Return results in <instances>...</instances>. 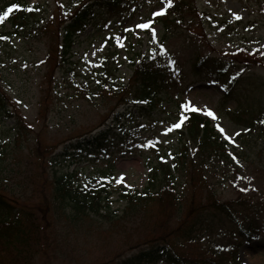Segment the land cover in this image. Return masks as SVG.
I'll use <instances>...</instances> for the list:
<instances>
[{"label":"rangeland","instance_id":"1","mask_svg":"<svg viewBox=\"0 0 264 264\" xmlns=\"http://www.w3.org/2000/svg\"><path fill=\"white\" fill-rule=\"evenodd\" d=\"M13 1L0 0V16ZM84 1L20 0L26 9H32L26 10L29 15L26 30L20 29L17 33L12 21L6 18L0 22V36L10 38L0 40V95L8 109L0 113V154L6 150L0 158L2 167L12 162L13 145L10 143L15 131L16 112L21 113L28 126L20 145L25 153L36 142V137L43 145H57L56 154L64 151L70 143L61 144L63 140L75 137L71 143L77 142L90 133L110 127L112 154L80 155L78 149H71L68 161L56 166L64 171L78 172L81 184L91 178L108 181L112 211L122 215L126 206L123 190L143 191L149 180V165L158 162V151L171 162L172 153L182 147L184 139L179 131L182 125L179 128L171 126L182 121L177 103L190 101L187 109H201L193 111L210 118L221 139L229 143V152H224L225 160L218 162L220 167L212 173L209 183L222 200L236 198L242 192L248 199H253L255 207L250 210L249 234L236 237L238 226L222 218L197 241L178 246V252L189 257V263L216 251L223 255L215 260L226 258V262L220 264H235L236 260L241 264H264V123L260 124L258 120L253 126H243L235 123L230 114L248 106L254 111L264 109V68L246 69L242 65L229 69L230 76L237 82L234 96L225 105L222 101L226 90L220 82L199 80L191 72V63L199 51L211 60L226 59V54L240 48L263 55L264 0H196L200 12L211 15L212 21L204 18L190 21V17L185 22L177 20L168 26L162 21L163 15L153 17V13L162 8L170 12L165 0H132L114 7L107 4L108 0H97V3L90 0L87 4L94 3L96 13L64 61L59 35L68 18ZM149 20L155 21L152 25L156 29L155 37L149 30L136 28L135 32L131 31L135 25ZM126 28L129 31H125ZM116 37L125 38L120 40L123 47L119 46ZM158 45H162L180 66V85L165 86L162 101L150 111L141 110L143 104H139L135 97L131 102L117 104L122 98L119 95L113 97V90H102V79L108 78L113 86L127 85L133 74L131 61L137 59V53H151ZM50 50L52 54L47 59ZM212 64V61L206 62L203 75L210 76L208 69ZM42 103L47 107L45 117L40 115ZM116 105L118 108L111 111ZM207 110L214 116L208 115ZM117 112L126 114L117 120ZM217 125L223 127L232 139L225 138ZM237 132L240 134L234 135ZM149 141L156 143L152 146ZM230 152L237 155L229 158ZM78 157L81 158L79 161H71ZM29 163L32 164L28 168L22 163L28 174L20 176L30 175L35 185H40L46 178L43 165L37 159H30ZM122 175L124 181L117 183ZM175 178L179 189L187 191L182 198L185 204L191 191L188 179L180 172ZM244 188L248 190L241 191ZM152 213L150 211L133 228L129 225L112 228L105 221L99 227L91 226V230L74 231L71 237L68 236L72 243L70 248L74 249L69 253L60 250L61 253L54 255L52 260L39 255L37 264H111L125 258L132 253L129 251L132 245L140 243L143 247L145 240L152 237ZM245 216L241 217L245 219ZM61 222L67 225L63 219ZM65 230L66 227L57 235L61 240L67 236ZM230 242L237 244L234 255L226 254Z\"/></svg>","mask_w":264,"mask_h":264},{"label":"trees","instance_id":"2","mask_svg":"<svg viewBox=\"0 0 264 264\" xmlns=\"http://www.w3.org/2000/svg\"><path fill=\"white\" fill-rule=\"evenodd\" d=\"M88 1L81 3L68 18V23L63 25L59 36L62 40L60 47L64 61L71 53L77 37L86 29L96 13L95 4H87ZM124 1L127 0H109L108 4L121 5ZM13 5H19V7L13 8L6 19L12 21L15 31L20 33V29L26 30L29 15L20 0L9 3L4 12ZM169 8L170 12L165 14L162 20L167 26L177 20L185 22V19L190 17V21L195 19L202 21V18L207 21L213 20L211 15L200 12L196 0H172V6ZM164 49L162 45H158L150 54L137 53L138 60L131 61L133 74L128 84L113 86L114 84L110 85L108 78L105 77L102 79L104 85L102 90L105 88L109 92L113 90L111 92L113 97L119 95L122 101H118L117 104L131 102L135 97L139 104H143L141 110L155 109L156 104L162 101L161 94L165 86L173 84L179 86L182 81L180 66ZM51 54L52 50L49 51L47 59H50ZM226 55V59L211 60L208 55L199 51L191 63L193 76L198 77L199 80L214 79L224 85L226 93L222 101L223 105L235 94L237 81L235 77L230 76V70L242 65L246 69L264 68V54H255L251 49L240 48ZM209 61L213 64L208 69L210 75L208 77L202 74V69ZM177 104H179V115L183 121L182 129L179 130L180 136L184 139L182 147L172 153L171 162L158 151V162L149 165V180L143 191L123 190L122 196L126 200V206L122 215H116L112 211V204L109 202L110 193L107 192L108 181L91 178L81 184L78 182V172L64 171L56 166L57 163L68 161L67 155L71 149H78L80 155L112 154L113 139H111L110 127L101 129L95 134L90 133L84 140H77V142L71 143L75 137H69L61 142L63 144L70 141L65 146V150L56 154L57 145H43L36 137V142H32L33 146L30 145L27 148L28 152L25 153L21 147V141L28 126L21 113L16 112L13 127L15 131L10 143L13 145L12 162L4 167L2 163L0 164V177L3 178L0 181V264L5 262L6 264H37L39 255L52 260L54 255L61 253L60 250H66L65 252L69 253L70 249L75 248H70L72 243L69 238L74 231L91 230V226L99 227L105 221L112 228L127 225L133 228L134 224L139 223V220L146 217L150 211H153L152 229H150L152 237L145 240L143 247L140 243L132 245L129 248V251H132L130 255L111 264H157L158 262L220 264L226 262L224 257L215 260L223 255L215 251L204 259H192L194 262L189 263L187 262L189 257L178 252V246L199 239L214 228L215 222L224 217L238 226V236L243 234L244 228L249 224H247L248 220L252 218L250 210L255 207V204L253 199H248L242 192L230 200H222L218 197V192L209 181L212 180V173L220 167L218 162H224L223 154L226 151L229 152L227 149L229 144L221 139L209 118L187 111V108L182 107L184 104L182 102ZM42 105L40 115L45 117L47 107L43 103ZM117 106L119 105L112 107L111 111L116 110ZM5 109L8 110L0 95V113ZM125 114L117 112L115 118L119 120ZM230 114L235 123L243 126H253L258 120L262 124L261 121H264V109L254 111L248 106L246 109L233 110ZM255 116L260 118L256 119ZM5 153L6 150L1 154ZM231 155L237 154L230 152L227 156L230 158ZM30 159H37L43 165V174L46 178L40 185H35L30 175L25 178L20 176L28 174V170L22 163L28 168L32 164L29 163ZM80 159L78 157L71 161ZM178 172L187 177L191 190L185 204L182 198L187 191H181L178 187V181L175 178ZM11 181L13 184L10 185ZM34 201L38 203L35 204ZM243 214H246L245 219L241 217ZM62 219L67 225L60 224ZM61 226L66 227L67 232L63 240L57 236L63 229L60 228ZM236 248L237 244L230 242L226 246V254L234 255ZM132 249L137 251L133 252ZM235 264L241 263L236 260Z\"/></svg>","mask_w":264,"mask_h":264},{"label":"snow or ice","instance_id":"3","mask_svg":"<svg viewBox=\"0 0 264 264\" xmlns=\"http://www.w3.org/2000/svg\"><path fill=\"white\" fill-rule=\"evenodd\" d=\"M165 2H166V4H167L168 7H171V6H172V0H165ZM18 7H19V5H13L12 7H10L6 12H4L3 16H0V22H2V21L8 16V14H9L10 12H12V9H13V8H18ZM26 10L31 11L32 9L29 8V9H26ZM36 10L38 11L39 9H36ZM164 14H166V9L162 8L161 10H159V11H157V12H154V13H153V16L155 17V16L164 15ZM234 15H235V14H234ZM237 18H239V17L237 16ZM154 23H155L154 20H149V21H146V22H144V23L137 24V25L134 26L133 29H131V31L135 32V29H136V28H139V29H148V30L150 31L151 35H152L153 37H155V36H156V29H155V27L152 26ZM125 31H129V29L126 28ZM138 35H139V34L137 33V36H138ZM9 39H10L9 37H6V36H0V40H9ZM115 39H116L117 43L119 44V46L123 47V44L120 43V40H121V39H125V38L116 37ZM105 43H106V42H105ZM173 63H174V62H173ZM190 105H191V102L188 101V102H186L184 105H182V107L187 108V107H189ZM205 109H206V106H205ZM192 110H194V111H200L201 109H197V108L193 107ZM207 114H208V115H213V116H214V113H212L210 110H207ZM214 118H215V117H214ZM182 122H183V121L178 122V123H176V124H173V125L171 126V128H179V127H181ZM261 123H264V121H261ZM171 128H170V129H167L166 131H170ZM217 128L219 129L220 133L223 134V135L225 136V138H227V139H229V140L232 139V137L228 136V134L226 133V131H225V129H224L223 127H221L220 125H217ZM245 131H250V130H245ZM239 134H240L239 132L234 133V135H239ZM157 142H158V141H157ZM155 143H156V142H153V141H149V142H148V144H149V145H152V146H154ZM123 181H124V177H123V175H122V176H121L116 182H117V183H121V182H123ZM85 187L87 188V185H85ZM128 187H131V185H129ZM247 190H248L247 188L241 189V191H247Z\"/></svg>","mask_w":264,"mask_h":264}]
</instances>
